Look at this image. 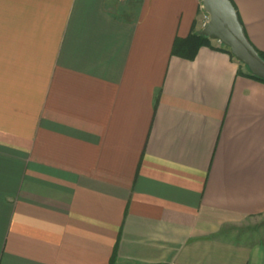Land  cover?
Wrapping results in <instances>:
<instances>
[{
    "label": "crops",
    "instance_id": "1",
    "mask_svg": "<svg viewBox=\"0 0 264 264\" xmlns=\"http://www.w3.org/2000/svg\"><path fill=\"white\" fill-rule=\"evenodd\" d=\"M264 51V0H233ZM202 0H0V264H264V82Z\"/></svg>",
    "mask_w": 264,
    "mask_h": 264
},
{
    "label": "water",
    "instance_id": "2",
    "mask_svg": "<svg viewBox=\"0 0 264 264\" xmlns=\"http://www.w3.org/2000/svg\"><path fill=\"white\" fill-rule=\"evenodd\" d=\"M202 6L209 14V20L200 31L201 34L221 41L253 74L264 78V58L246 36L233 2L202 0Z\"/></svg>",
    "mask_w": 264,
    "mask_h": 264
},
{
    "label": "trees",
    "instance_id": "3",
    "mask_svg": "<svg viewBox=\"0 0 264 264\" xmlns=\"http://www.w3.org/2000/svg\"><path fill=\"white\" fill-rule=\"evenodd\" d=\"M231 1L233 2V0H231ZM233 4H234V2H233ZM237 13H238L239 20L242 23V20L240 18L238 10H237ZM242 25H243V23H242ZM243 28H244V32H245V34L247 36V33H246L244 25H243ZM205 44L206 45H210V38L208 36L201 34V32L200 33H192L186 39L177 38L176 41H175L173 52L177 53L182 48V50L189 51L190 57H194L196 55V53H197L198 48L201 45H205ZM225 49L231 54L232 57H235L229 47H226ZM256 49L258 50L260 55L264 58V51L258 49L257 47H256ZM249 75L251 77L257 79V80H261V81L264 82V78H261V77L255 75V74H253L252 72H250Z\"/></svg>",
    "mask_w": 264,
    "mask_h": 264
},
{
    "label": "rangeland",
    "instance_id": "4",
    "mask_svg": "<svg viewBox=\"0 0 264 264\" xmlns=\"http://www.w3.org/2000/svg\"><path fill=\"white\" fill-rule=\"evenodd\" d=\"M243 65H244L243 67H244L245 70H249L250 71V69L248 68V66L246 64L243 63Z\"/></svg>",
    "mask_w": 264,
    "mask_h": 264
},
{
    "label": "built area",
    "instance_id": "5",
    "mask_svg": "<svg viewBox=\"0 0 264 264\" xmlns=\"http://www.w3.org/2000/svg\"><path fill=\"white\" fill-rule=\"evenodd\" d=\"M209 20V14H208V16H207V21Z\"/></svg>",
    "mask_w": 264,
    "mask_h": 264
}]
</instances>
